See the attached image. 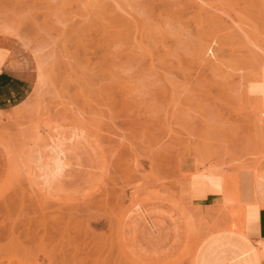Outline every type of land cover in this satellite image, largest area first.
<instances>
[{
    "label": "rangeland",
    "instance_id": "rangeland-1",
    "mask_svg": "<svg viewBox=\"0 0 264 264\" xmlns=\"http://www.w3.org/2000/svg\"><path fill=\"white\" fill-rule=\"evenodd\" d=\"M193 1L0 0L1 244L30 243L27 254L1 246L3 263L34 254L59 209L87 225L79 239L92 256L115 264H189L201 241L209 258L192 264H254L217 226L229 210L190 228L171 201H183L180 158L223 162L224 174L264 167V71L245 57L264 45V0H200L205 17ZM143 29L155 38L145 54L107 43ZM207 37L215 58L200 62Z\"/></svg>",
    "mask_w": 264,
    "mask_h": 264
},
{
    "label": "bare ground",
    "instance_id": "bare-ground-1",
    "mask_svg": "<svg viewBox=\"0 0 264 264\" xmlns=\"http://www.w3.org/2000/svg\"><path fill=\"white\" fill-rule=\"evenodd\" d=\"M198 1H200V0H197V1H193L194 3V6H195V4H197L198 5ZM203 1V0H202ZM197 2V3H196ZM200 3H202L201 1H200ZM200 3H199V5H198V7L197 6H195V8H197L198 10H199V13H201L202 11H203V13L205 12V7L204 6H200ZM203 4V3H202ZM206 4V3H205ZM204 4V5H205ZM209 4V3H208ZM204 7V8H203ZM261 7V6H260ZM89 8H91V7H89ZM95 8H97L96 6H95ZM99 8V7H98ZM208 10V9H207ZM95 11V10H94ZM209 11V10H208ZM197 14V13H196ZM195 14V17L197 16V17H199L198 16V14L196 15ZM202 14V13H201ZM205 15H206V13H204ZM204 14H202L204 17H205V15ZM211 14H213V12L211 13ZM211 16V15H210ZM115 17V18H114ZM116 17L117 16H115V15H113L112 16V19H116ZM111 18V17H110ZM211 18H212V16H211ZM119 18H117V22L116 23H119V24H122V25H124V24H126V26H131L132 24H131V22L129 21V20H123V19H120V20H118ZM203 19H205V18H203ZM208 19V18H207ZM114 20H111L112 21V23L115 25V21ZM201 20V19H200ZM206 20V19H205ZM212 20V19H211ZM114 21V22H113ZM129 21V22H128ZM197 21V20H196ZM213 21V20H212ZM79 22V21H78ZM203 22V21H202ZM215 23V22H214ZM213 23V24H214ZM78 24V23H77ZM206 24V23H205ZM212 24V25H213ZM203 25V24H202ZM121 26V25H120ZM213 26H215V25H213ZM218 26V25H217ZM229 26V25H228ZM74 26H72L71 28H73ZM195 27V26H194ZM219 27V26H218ZM223 27H225V26H223ZM239 27V26H238ZM91 28V27H90ZM195 28H197V32L198 31H200V28H199V26L198 27H195ZM204 28H206L205 30H207V26L205 27L204 26ZM220 28V27H219ZM218 28V29H219ZM217 29V30H218ZM223 29V28H222ZM228 29V28H227ZM71 30V29H70ZM144 30V29H143ZM143 30H140V31H133L129 36H126L125 38H122V39H119V40H114V41H109V42H107L108 44L109 43H113V47L115 46L114 45V43L116 42V43H118V44H116L117 46H119V45H121V46H125L124 47V51H126V50H131L130 48H136L137 49V46H138V49H139V47H141V50H140V52L142 51V53H143V49L144 48H146V46H144L145 44H147V42H151V43H153V42H155L154 41V39L155 38H151V37H153L152 35H153V33H152V31H150L151 33H149V31L147 32V30L145 29L144 31H145V33H142V31ZM196 30V29H195ZM220 30V29H219ZM75 31V30H74ZM226 31V30H225ZM231 31V30H230ZM234 31V29L231 31V32H233ZM242 29H239L238 28V31H236L235 33H236V35H235V33H231V35L229 34V36H231V37H237V39L240 41V39L242 38V36H241V33L243 32V33H245V31H242ZM86 31H84V33H85ZM135 32H137L136 33V35L137 36H133V35H135ZM209 32H211V31H209ZM215 32V31H214ZM222 32H224V31H222ZM200 33V32H199ZM206 33V32H205ZM211 33H213V32H211ZM226 33V32H225ZM229 33V32H228ZM227 33V34H228ZM145 34V35H144ZM149 34V35H148ZM152 34V35H151ZM223 34V33H222ZM147 35V36H146ZM194 35V34H193ZM201 35H204L203 33L201 34ZM201 35H199V36H201ZM221 35V34H220ZM244 35V34H243ZM149 36H151V37H149ZM198 36V37H199ZM224 36V35H223ZM147 37H149V39L150 40H148V38ZM214 37V36H213ZM213 37H211V39H208V37L206 38V42L204 41V43L203 44H200V45H198V48H197V55H198V59L200 60V62L202 61H204V62H212V61H210L209 59V55H212L213 56V51H212V49H211V43L213 42ZM225 37V36H224ZM222 38V37H221ZM244 38V37H243ZM146 40H148V41H146ZM152 40V41H151ZM157 40V39H156ZM208 40H210L209 41V43L207 42ZM212 40V41H211ZM243 42L245 41V40H242ZM198 41H196L195 43H197ZM159 43H160V41H159ZM242 43V42H241ZM154 44V43H153ZM164 44V43H163ZM162 43L160 44V45H163ZM262 44H264V42H262ZM148 45H149V43H148ZM257 45V44H256ZM255 45V46H256ZM105 46H107V45H105ZM109 46V45H108ZM166 46V45H165ZM165 46H160V48L162 49V50H164L165 49ZM240 46V45H239ZM110 48H112V46L110 45ZM109 48V49H110ZM143 48V49H142ZM147 48H148V46H147ZM146 48V49H147ZM151 48H153L154 49V46H151ZM164 48V49H163ZM261 48V49H260ZM262 48H264V45H260V46H258L257 45V49L256 48H254V50H249V51H247L248 53L245 55V57H248V58H251V60L252 59H255L254 61L255 62H257V69H256V75H259L262 71H264V49H262ZM138 49H137V51H138ZM156 47H155V51H156ZM256 49V50H255ZM149 50V49H148ZM158 50V49H157ZM160 50V49H159ZM158 50V51H159ZM153 51V50H152ZM133 52H134V50H133ZM147 52H149L148 54H149V57L151 56V51L149 50V51H147ZM147 52H146V54H147ZM160 52H161V50H160ZM240 52H241V50H240ZM135 53H137V52H135ZM142 53H140L141 55H142ZM243 53V52H242ZM143 54H145V53H143ZM147 54V55H148ZM153 54V53H152ZM157 54V53H156ZM156 54H154V56L156 55ZM160 54V53H159ZM158 54V55H159ZM166 54V53H165ZM137 55H139V54H137ZM146 55V56H147ZM240 55V54H239ZM140 56V55H139ZM145 56V55H144ZM157 56V55H156ZM141 57V56H140ZM240 56H238V58H239ZM152 58H153V56H152ZM152 58H150L151 59V61H153L152 60ZM215 57L213 56V59H214ZM129 59H132V61L134 60L132 57L131 58H129ZM137 59V58H136ZM138 60V59H137ZM257 60V61H256ZM139 61V60H138ZM147 61H149V60H147ZM150 62V61H149ZM152 63V62H151ZM150 63V64H151ZM249 64V63H248ZM152 65V64H151ZM11 67V66H10ZM11 69V68H10ZM87 70H88V68H87ZM89 71V70H88ZM85 72H87V71H85ZM82 74V73H81ZM90 74V73H89ZM90 77H91V75H89ZM26 81V80H25ZM85 81H87V80H85ZM9 149V148H8ZM199 156V155H198ZM200 157V156H199ZM208 159V158H207ZM207 159H206V157L205 156H203L199 161H198V168L197 169H199L200 171H198V173L196 172V174H194V175H191L190 177L189 176H187V177H185V179H183V185H182V189H183V201L182 202H179V201H171L172 202V204L174 205V207L176 208V209H178V212H179V214H180V216L183 218V220L185 221V224L188 226V227H192V225H193V223L195 222V220H196V217L198 216V217H204L203 215V211L200 209H192L191 208V206H190V203H189V189H188V186H189V182H190V180H191V178L193 177V176H212L211 174H209V173H206V171H208V170H223V165H222V163L223 162H216L215 164H209V166L207 167L206 165H208V162H210V161H207ZM25 161L27 160V159H24ZM23 164H24V162H23ZM26 164V163H25ZM262 164H264V162H262ZM259 164H256V165H252V168H247V166H246V164L244 163V164H242L241 163V168L242 169H251V170H254V172L256 173V174H258V173H260V172H262V171H264V167H262V166H258ZM24 166V165H23ZM27 166V165H26ZM25 166V167H26ZM249 166V165H248ZM27 168V167H26ZM228 170V169H227ZM241 170V169H240ZM28 172V171H27ZM221 173H223L222 171H221ZM236 174H237V172H236ZM236 174H234V177H233V185H234V179H235V177H236ZM221 175H223V174H221ZM25 176V175H24ZM27 176L29 177V173L27 174ZM214 176V175H213ZM215 176H216V174H215ZM30 178V177H29ZM28 179V178H27ZM248 181V180H247ZM243 184V183H242ZM235 186V185H234ZM23 190V189H22ZM24 191V190H23ZM22 194V193H21ZM14 195V194H13ZM1 196V195H0ZM15 196V195H14ZM191 197V196H190ZM0 199H2L1 197H0ZM18 199V198H17ZM11 200V199H10ZM5 202V201H4ZM231 202L229 201V199L227 198V197H225V200H224V205H223V207L221 208L222 210H226V208H228V205L230 204ZM10 204V203H9ZM171 204V203H170ZM11 205H12V203H11ZM14 205H16V204H14ZM28 205H29V203H28ZM14 207V206H13ZM31 207H32V205H31ZM46 207V206H45ZM49 209H48V208ZM45 209H48V210H51L50 209V207L49 206H47ZM16 209H19L18 208V205H17V208ZM45 209H43V210H45ZM208 209V208H207ZM15 210V209H14ZM20 210V209H19ZM19 210H16L15 211V214H14V216L16 215V212L18 211V212H20ZM28 210V209H27ZM35 210V209H34ZM62 210V209H61ZM11 211H13V210H11ZM11 211L9 210V214L8 215H10L11 214ZM52 211H54V209L52 210ZM66 211V210H65ZM76 211H78V210H76ZM74 212V213H79V212ZM192 211L194 212V213H192ZM227 211V210H226ZM17 212V213H18ZM33 212V211H32ZM43 211H41L40 212V214L42 213ZM57 212H58V214H57ZM67 212V211H66ZM69 212V211H68ZM66 213V215H65V212L63 211H59V209H58V211H57V209H56V213L55 214H57V215H55V216H53V219H52V216L51 215H49L51 212L49 211V214H48V212H47V214L49 215V216H51V217H47V219L49 218V220L50 221H48V224L46 223V224H44V225H41V226H39V228H40V230H41V232L43 231V233L42 234H45L46 235V237L45 238H47V239H45L44 240V238H43V236H45V235H43L41 238H43V239H40V237L36 240V238H35V240H36V242L38 243H35V244H37L36 246H35V249H36V253L35 252H31V253H28V254H32V253H34V254H32L31 256H28V255H26L27 253V251H25V249H24V247L26 248V246H24L23 245V243L24 242H26L25 240H27V239H25V240H23V239H21V240H23V242L21 243L20 241H19V239H18V237H16V239H18L17 241L15 240L14 241V237H13V240H12V238L11 239H9V241H8V249H7V247L6 246H3L2 244H1V241H2V232L0 231V249H2V247L4 248V250L6 249V250H18L19 249V247H21L20 249H22V252L23 253H26L25 254V256L27 257V260H26V258H25V256H24V260H23V262H21V261H18L19 259H16V261H18V262H16V264H111L112 263V261L113 260H111L110 262H109V260H107V258H102V256L101 257H99V256H96L95 254L96 253H94V255L95 256H92V254L91 253H89V251L88 250H95L96 248H87V247H89L90 246V244L88 245V243L85 245V243H86V241L85 240H80L79 239V236H81V235H83V234H81V231H82V233H86V230H88V229H86V230H84L83 229V226H85L86 224L84 223V222H82L83 224H85V225H81L82 223H75V221L74 222H71V219L69 220V218H70V213ZM7 212L5 211V212H3V215L4 214H6ZM13 213V212H12ZM23 213H24V211H23ZM29 213H31L30 212V210H29ZM38 213V212H37ZM53 213V212H52ZM51 213V214H52ZM237 213V212H236ZM22 214V213H21ZM19 215V216H22V215ZM33 214V213H32ZM31 214V215H32ZM43 214V213H42ZM3 215H1V216H3ZM7 215V216H8ZM18 215V214H17ZM26 214H24V216H25ZM52 215H54V214H52ZM69 215V216H68ZM12 216V215H11ZM13 216V217H14ZM18 216V217H19ZM23 216V217H24ZM43 216H44V214H43ZM42 216V217H43ZM76 216V215H75ZM33 217V216H32ZM4 218V217H3ZM15 218H17L16 216H15ZM26 218V217H25ZM8 219H10L11 220V222H12V219L11 218H8ZM19 219V218H18ZM205 219V218H204ZM203 219V220H204ZM2 220V219H1ZM23 220V219H22ZM33 220H34V218H33ZM3 221V220H2ZM5 221V220H4ZM38 221V220H37ZM47 221V220H46ZM69 221H70V223H69ZM199 221H201V220H199ZM10 222V223H11ZM31 222V221H30ZM7 223V222H6ZM9 223V222H8ZM12 223H16V222H12ZM12 223H11V225H12ZM21 223H22V221H21ZM25 223V222H24ZM27 223V222H26ZM39 223V222H38ZM207 222H205L204 224H206ZM36 224V223H35ZM35 224H33V226L35 225ZM40 224V223H39ZM89 224V223H88ZM110 224V223H109ZM1 225V224H0ZM10 225V224H9ZM9 225H8V227H9ZM10 225V226H11ZM14 225V224H13ZM29 226H30V224H28ZM26 226V225H25ZM72 226H73V231L72 230H70L69 228H71L72 229ZM87 226V225H86ZM193 226H196L195 224L193 225ZM11 227H13V226H11ZM9 228L8 230H7V234L9 235V236H12V234H14L13 233V231H16V230H13V228H16L15 226L13 227V228ZM36 227V226H35ZM4 228H6V227H4ZM27 228V227H26ZM25 228V229H26ZM37 228H38V225H37ZM39 228H38V230H39ZM18 229H19V227H17V231H18ZM28 229V228H27ZM192 229H194V228H192ZM37 229L35 228V231H36ZM37 230V231H38ZM69 230H70V232H72V238H71V236H69L68 234H70V232H69ZM83 230L85 231V232H83ZM186 230H187V228H186ZM46 231H48V232H46ZM75 234H74V233ZM187 232H188V230H187ZM16 233V232H15ZM20 233H23V232H20ZM46 233H48V235L46 234ZM30 234H32V233H30ZM41 234V233H40ZM20 235V234H19ZM18 235V236H19ZM24 235V234H23ZM22 235V236H23ZM36 234H34V236H35ZM73 235H76V236H73ZM85 235V234H84ZM92 235V234H91ZM21 236V235H20ZM28 236V235H27ZM48 236V237H47ZM85 236H87V235H85ZM25 237V236H24ZM23 237V238H24ZM70 237V238H69ZM82 237V236H81ZM94 237H95V235H94ZM9 238V237H8ZM21 238V237H20ZM83 238H84V236H83ZM91 238V237H90ZM95 238H97V237H95ZM33 239V238H32ZM97 239H100V237H98ZM34 240V241H35ZM88 240V239H87ZM91 240V239H90ZM96 240V239H95ZM79 241H81V243L79 242ZM82 241H84L85 243H83L82 244ZM97 242V241H96ZM19 243V244H18ZM80 243V244H79ZM171 243V242H170ZM26 244H28L27 242H26ZM30 244V243H29ZM28 244V245H29ZM135 244V243H134ZM5 245V244H4ZM88 245V246H87ZM92 245L93 244H91V247H92ZM104 245V244H103ZM2 246V247H1ZM87 246V247H86ZM99 247H102V245H98ZM105 246V245H104ZM29 247H30V245H29ZM32 247V246H31ZM95 247V246H94ZM135 247H137L136 245H135ZM10 248V249H9ZM16 248H18V249H16ZM86 248H87V251H88V254H90V255H88V256H86V252L87 251H85L86 250ZM19 249V250H20ZM34 249V250H35ZM100 249H103V248H100ZM104 249H105V247H104ZM115 249V248H114ZM137 249H138V247H137ZM164 249V248H163ZM25 251V252H24ZM97 251V250H96ZM105 251V250H104ZM107 251V250H106ZM257 251V250H256ZM21 253V250L20 251H18L17 253H14V254H18V253ZM29 252V251H28ZM90 252H92V251H90ZM192 252H194V250L192 251ZM259 251H257V253H258ZM22 253V254H23ZM10 254H12V255H14L13 254V252L12 253H10ZM10 254H9V256H10ZM99 254V253H98ZM97 254V255H98ZM102 254H107V256L106 257H112L113 255H112V252L111 251H107V252H103V253H100L99 255H102ZM24 255V254H23ZM112 255V256H111ZM3 256V255H2ZM20 256V255H19ZM115 256V255H114ZM129 256V255H128ZM191 256V262L189 263V264H192L193 263V253H191L190 255H189V257ZM259 256V255H258ZM260 257V256H259ZM2 258V257H1ZM4 258V257H3ZM12 258V257H11ZM114 258V257H113ZM129 258H131V257H129ZM128 258V263L127 264H133V262H131L130 261V259ZM252 258V257H251ZM258 258V257H257ZM261 258H264V257H262V255H261ZM260 258V259H261ZM8 259H10V258H8ZM14 259V258H13ZM115 259V258H114ZM253 259V263L254 264H259V262L255 259V258H252ZM3 260H5V259H2V260H0V264H14V261H12V260H6V262L5 263H3L4 261ZM126 261V260H125ZM133 261H136V260H133ZM137 262V261H136ZM262 262H264V261H262ZM115 263H117V262H113L112 264H115Z\"/></svg>",
    "mask_w": 264,
    "mask_h": 264
},
{
    "label": "crops",
    "instance_id": "crops-1",
    "mask_svg": "<svg viewBox=\"0 0 264 264\" xmlns=\"http://www.w3.org/2000/svg\"><path fill=\"white\" fill-rule=\"evenodd\" d=\"M197 168L194 157L180 158L177 163L178 178L198 173L200 170ZM206 173L212 176H193L189 182L191 208L205 213L208 209L229 210L230 214L216 220L217 226L229 228L225 230L229 232L226 236L228 243L237 246L244 256L264 264V258H261V255L264 257V171L258 174L251 169L238 171L235 186V173L224 174L220 170H208ZM225 197L231 203L226 210H222ZM203 243L201 241L196 248L193 262L201 257L205 260L209 258Z\"/></svg>",
    "mask_w": 264,
    "mask_h": 264
}]
</instances>
